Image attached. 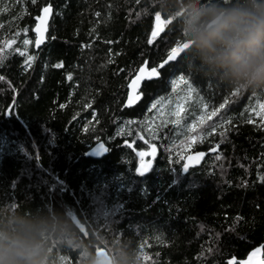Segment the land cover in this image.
Listing matches in <instances>:
<instances>
[{"label":"trees","instance_id":"1","mask_svg":"<svg viewBox=\"0 0 264 264\" xmlns=\"http://www.w3.org/2000/svg\"><path fill=\"white\" fill-rule=\"evenodd\" d=\"M248 2L0 0V47L16 41L0 54V113L14 106L0 114V223L23 216L46 225L43 264H95L101 250L114 264H230L263 244L264 122L252 109L264 102V78L235 79L187 24L194 9ZM49 4L47 41L36 50L33 27ZM155 15L170 23L149 45ZM24 39L35 57L27 64L15 52ZM189 40L128 106L137 70ZM180 75L187 83L173 91ZM189 86L180 125L152 108L168 99L171 107ZM225 100L185 150L204 104L218 109ZM99 143L107 150L95 154ZM151 145L157 154L141 175L136 153ZM199 151L205 158L184 172L185 156Z\"/></svg>","mask_w":264,"mask_h":264},{"label":"clouds","instance_id":"2","mask_svg":"<svg viewBox=\"0 0 264 264\" xmlns=\"http://www.w3.org/2000/svg\"><path fill=\"white\" fill-rule=\"evenodd\" d=\"M190 37L238 80L264 78V0L194 9ZM43 223L18 216L0 223V264H43Z\"/></svg>","mask_w":264,"mask_h":264},{"label":"snow or ice","instance_id":"3","mask_svg":"<svg viewBox=\"0 0 264 264\" xmlns=\"http://www.w3.org/2000/svg\"><path fill=\"white\" fill-rule=\"evenodd\" d=\"M31 3L35 4L36 0H31ZM43 13L44 14L42 16L36 17L37 23L35 25L34 31L36 33L35 46L37 48H39L40 45L43 44L45 41V38H46L45 33L47 32L48 19L52 13V6L49 4L47 7H45L43 9ZM97 15H99V14H97ZM169 23H170V21L162 19L161 15H155V29L152 31L151 36L148 39L149 45H152L157 41V39L159 38V34L164 31V28ZM0 27H2V25H0ZM26 31L27 30H25V32ZM19 35H20V33L17 32L16 36L18 37ZM15 43H16L15 39H12L10 41L5 40L4 46L0 47V54H2L6 49H11L12 45ZM32 43H33L32 40L24 39L23 45L25 46V50L21 51V49L19 47H17L15 49V52L18 53L21 57L27 56V60L25 61L26 64L35 59V57L27 55V46L32 44ZM185 47L186 46L184 44L177 43L174 47L171 48L170 51L167 52L166 58L163 59L162 62L159 63L157 67H152L150 70L147 69L146 62H145V67H141L139 69V75H137L136 78L131 81V84L129 85V87L135 91L142 81L153 80V79L159 78L161 75L160 70L164 69L165 66L169 65L170 62L176 61L177 58L185 51ZM3 59H4V57L2 55H0V64L3 63ZM55 67L60 68V67H62V64H57V65H55ZM0 79H3V77H0ZM69 79H71L70 76H69ZM180 83H187V81L185 80V77L183 75L179 76L178 81H173V91L176 90V88L179 86ZM192 91H193V89L191 88V86H189V89H188L189 95L191 94ZM239 92H240V89H236V91L233 93V95H237V94H239ZM141 95H142V93H137L136 95L130 94L128 97V106H131L135 101L139 100ZM227 103H228V101L225 100L224 104H221L218 109H214L213 111H211L210 114L207 113L208 105L204 104L203 107L205 110V114L201 115L197 120H193L192 124L188 128V132L192 133V135L190 137H188L187 141L182 142V147L183 146L190 147L192 143H195L198 139V135H197L198 128L201 125L205 124L207 120H210L212 117L216 116L217 113L220 111V109H223ZM62 107H63V105H62ZM156 107H157V104L152 105L153 109H155ZM259 107H260L261 111L257 112L256 115L260 116L261 120H264V104H260ZM253 111H255V109H253ZM13 113H14V106L7 109L4 113H0V114L11 115ZM184 114H185L184 104L182 102H177L175 105V109L170 113V115L172 117H174V119L171 120V123H173L175 125H180L181 121L184 118ZM251 122L252 121L250 120L249 123H251ZM165 123H167V121H165ZM213 131H215V129H213ZM209 134H211V133H209ZM221 135H223V133H221ZM140 139L143 140L144 138L140 137ZM199 140L202 143L203 137H199ZM145 143H147V141H145ZM99 145H100V148L102 150H107V148L105 147V145L103 143H99ZM127 147L133 148L134 144H128ZM216 147L218 148L219 146L217 145ZM136 155L139 156V158H140V166H139L138 171L140 173L147 172L152 167V164H151V162H146L145 157H147V156L155 157L156 147H155V145H151V151L150 152L139 151L136 153ZM205 155L206 154L204 152H200V153H198V155L196 157L189 156L188 160L198 163L199 160L201 158H203ZM190 166L191 165L188 163L183 165L185 170H189ZM261 179H264V177H262ZM262 249H264V245H262L261 247L255 248V250L249 254L247 260L237 262V261H235V259H233V261H231L230 264H264V259L261 258Z\"/></svg>","mask_w":264,"mask_h":264},{"label":"water","instance_id":"4","mask_svg":"<svg viewBox=\"0 0 264 264\" xmlns=\"http://www.w3.org/2000/svg\"><path fill=\"white\" fill-rule=\"evenodd\" d=\"M48 5H46L45 7H47ZM44 7V8H45ZM43 8V9H44ZM43 9L41 10V13H40V15L39 16H42L44 13H43ZM52 16H53V8H52V13H51V15H50V17H49V19H48V23H47V32L45 33V41H44V43L43 44H41L40 45V47H42L45 43H46V41H47V34H48V30H49V24H50V21H51V19H52ZM36 23H37V21H36ZM36 25V24H35ZM34 29H35V26H34V28H33V32L35 33V31H34ZM155 29V28H154ZM35 35H36V33H35ZM36 39V38H35ZM182 44H184L186 47H185V51L184 52H186L190 47H191V45L193 44V41H191V40H189V41H185V42H182ZM34 47H35V49H39V48H37L36 46H35V42H34ZM183 52V53H184ZM182 53V54H183ZM181 54V55H182ZM180 55V56H181ZM179 56V57H180ZM178 57V58H179ZM177 58V59H178ZM173 62V61H172ZM141 67H145V63H144V65L143 66H141ZM140 67V68H141ZM146 67H147V69L148 70H150L152 67H149L148 66V62L146 61ZM139 68V69H140ZM139 69L137 70V72H136V74L132 77V79L130 80V83L128 84V86L131 84V81L132 80H134L135 78H136V76L137 75H139ZM146 80H144V81H142L141 83H140V85L138 86V88L139 87H141L142 85H143V83L145 82ZM137 88V89H138ZM133 89H131L130 87H129V95L131 94V95H136V93H137V90L135 91V92H133L132 91ZM129 97V96H128ZM217 149V148H216ZM216 149H212L211 151L212 152H214ZM200 152H204V151H199V152H197V153H194V154H188L186 157H185V159H184V164H186V163H188V164H190L191 166H195V165H198V164H200L201 163V161L205 158V156L203 157V158H201L200 160H199V162L197 163V162H194V161H189L188 160V157L189 156H191V157H196L197 155H198V153H200ZM205 154H206V152H204ZM183 164V165H184ZM139 166H140V164L137 166V168H136V170H137V172L138 173H140L139 171H138V169H139ZM190 166V167H191ZM183 169V171L184 172H186L187 170H185L184 169V167L182 168ZM148 172V171H147ZM147 172H144V173H140V174H146ZM81 229L83 230V231H85V228L83 227V226H81ZM262 245H264V242H263V244H261V246ZM261 246H259V247H261ZM100 255L102 256V258H101V260H99L98 262H97V264H113V261H112V259L110 258V256L108 255V253L106 252V251H101L100 252ZM263 256H264V250L262 249V254H261V258L262 259H264L263 258ZM247 260V259H246ZM243 261H245V260H243Z\"/></svg>","mask_w":264,"mask_h":264},{"label":"rangeland","instance_id":"5","mask_svg":"<svg viewBox=\"0 0 264 264\" xmlns=\"http://www.w3.org/2000/svg\"><path fill=\"white\" fill-rule=\"evenodd\" d=\"M179 80V77H177V78H175V80L174 81H178ZM181 85V83L179 84V86ZM178 86V87H179ZM178 87H177V89H178ZM186 93L187 92H185L184 94H182V95H180V96H177L176 98H175V100L174 101H171V107H169V99L168 100H166V102L165 103H158L157 104V102L156 103H154V104H157V107H156V109H157V111L159 112V113H161V114H163V115H166V117L168 116V114H169V112H172L174 109H175V105H176V103L177 102H182L184 105H185V102H186V100H187V98L190 96L189 94L187 95V97H186ZM260 104H264V102L263 101H261V102H259L258 103V105H257V107H254L253 109H255V111H253V109H252V113L254 114V120H256V119H260V123L262 122H264V120H261V117L260 116H258V115H256V113L257 112H260L261 111V109H260V107H259V105ZM213 107H209L208 109H207V113H211V111H213ZM205 114V110H204V108H203V111H202V113L200 114V116L201 115H204ZM153 122V120L151 119L150 120V124H151V126H153L154 124L152 123ZM155 147H156V145H155ZM191 149V147H186L185 148V150H187V151H189ZM101 148L100 147H97V149H96V151H95V154H99L100 152H101ZM142 151H148V152H150L151 151V146H150V148L149 149H147V150H142ZM156 154H157V148H156ZM183 156L185 155V154H182ZM155 157H156V155H155ZM155 157H153V156H147V157H145V161L146 162H151V164H153V161H154V158ZM138 158H139V156H138ZM138 162H140V158H139V160H138Z\"/></svg>","mask_w":264,"mask_h":264}]
</instances>
